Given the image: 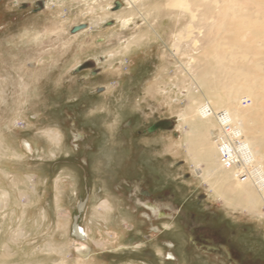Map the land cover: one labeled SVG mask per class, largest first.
Returning a JSON list of instances; mask_svg holds the SVG:
<instances>
[{
	"label": "rangeland",
	"instance_id": "rangeland-1",
	"mask_svg": "<svg viewBox=\"0 0 264 264\" xmlns=\"http://www.w3.org/2000/svg\"><path fill=\"white\" fill-rule=\"evenodd\" d=\"M37 1L0 0V264H84L79 259L169 264L164 244L174 241L176 232L165 226L176 224L168 220L170 211L163 219L158 211L172 204L157 197L156 212L144 208L139 192L145 185L157 194L171 188L176 203L188 200L185 206L197 214L234 220L233 228L248 232L250 243L264 252V215L233 211L218 200L195 175L184 132L175 130L189 103L191 80L184 69L190 61L187 44L180 56L175 44L190 18L176 9H155L167 0H136L121 12L107 8L127 0H58L42 11L21 8ZM218 2L202 17L206 31L200 52H207L202 64L215 75L228 108L237 105L230 93L241 98L243 108L253 104L251 130L264 134L258 81L250 77L246 84L230 74L213 50L231 39L249 54L235 67L264 76L256 63L264 71V0ZM129 12L136 15L135 23L123 29L118 16ZM80 24L89 27L72 34ZM133 37L140 42L122 53ZM113 47L121 52L111 61ZM223 55L231 61L229 51ZM87 60L96 67L75 72ZM94 70L99 73L93 75ZM249 89L258 97L248 95ZM163 119L175 121V129L147 133ZM4 191L10 194L6 203ZM200 194L207 200L199 210ZM76 225L89 234L88 243L76 235ZM187 248L202 260L199 264H213Z\"/></svg>",
	"mask_w": 264,
	"mask_h": 264
},
{
	"label": "bare ground",
	"instance_id": "bare-ground-1",
	"mask_svg": "<svg viewBox=\"0 0 264 264\" xmlns=\"http://www.w3.org/2000/svg\"><path fill=\"white\" fill-rule=\"evenodd\" d=\"M56 1L58 0H45L46 8L49 9L51 4L56 3ZM135 3H137L136 0H127L121 10H124L126 6L127 8L128 6L134 7ZM217 5L220 6L218 0H167L164 5L156 4L154 6L160 13L176 9L181 14L190 18L189 22L178 33L175 44L176 53H179V56L181 55L183 46L187 44V54H185L190 57V59L188 58L190 61L186 65L187 68L184 69L188 71L191 79L190 84L186 87V96L189 99V103L178 115L180 117V123L177 125V128L175 129L174 126L172 130L175 129L178 132H184L185 148L195 167L194 173L203 182L208 184L210 191L218 200L222 199L225 205L233 211L244 210L253 215L263 216L264 213H261L260 209L264 207V136H262L264 134L251 130L255 126V121L252 119L255 107L247 101V107L243 108L242 104L244 102L241 98L239 99L233 93H230L228 95L229 100L237 105L236 107L228 108L229 105L227 106V102L229 101L226 102L222 98L216 85L215 75L210 73L207 70L208 66L202 64L203 62L201 61L202 58L207 57V52H200L202 51L201 48H203L201 40L203 33L206 31L203 32V25L205 24H203L202 19L207 17V11L210 9L213 10V8L216 9ZM107 9L111 10L113 8L109 6ZM101 19L103 20L105 18ZM118 19L122 22V28L126 29L132 23H135L136 15L134 16V14L129 12V15L127 13L121 14L118 16ZM213 22L215 23V21ZM211 24L213 25L212 22ZM225 39H220V43L215 42L218 44L213 49L218 53L217 60L219 65H223L230 74H237L247 80L246 84L250 77L255 78L258 81L257 85L260 88L259 90L264 94V85L259 84V82L264 81V76L251 75L246 68L241 67V69H238L235 67L239 62L247 61L249 54L243 53L240 48L229 43L231 39ZM139 42L140 40L135 37L130 38L126 41L122 53H127L132 45L138 44ZM260 47L264 49L263 46ZM225 51H229L231 61L223 55ZM120 52L116 51V48L113 47L109 52L108 58L112 61L120 55ZM226 62L231 63L232 67L226 65ZM256 63L258 66L257 69L264 73L261 63ZM247 91L249 93L248 95L253 96L254 99L258 97V93L253 91V89ZM244 113L245 115H243ZM242 120H246L247 124H244ZM185 126L189 130L184 131ZM200 163H203L204 167L199 168ZM1 193L3 195L1 199L3 203L8 202L10 194L6 191ZM25 196L23 195L22 197L24 198ZM80 234L79 237L84 239L81 241L88 243V235L85 230L82 229ZM78 261L80 263L90 264V262L87 263L88 261L82 259Z\"/></svg>",
	"mask_w": 264,
	"mask_h": 264
},
{
	"label": "flooded vegetation",
	"instance_id": "flooded-vegetation-1",
	"mask_svg": "<svg viewBox=\"0 0 264 264\" xmlns=\"http://www.w3.org/2000/svg\"><path fill=\"white\" fill-rule=\"evenodd\" d=\"M37 2L33 4L23 3L21 8L28 10L33 6L35 7L33 11H37ZM139 196L145 199L144 202L141 201L140 203L150 212L158 210L153 201L155 198L170 199L169 203L172 205L160 208L163 211H158V219L168 217L167 215L171 212L168 220L176 224V227L165 226V230L173 229L176 232L174 241L164 244L167 247V249L164 248L166 250L165 255L168 257L167 260H169L166 261L167 263L183 264L184 261V264H199L202 260L194 259L191 253L192 250L187 248V246H191L195 251L194 256L207 257L213 264H264L263 250L259 246L250 243L252 238H250L251 235L248 232L233 228L236 225L234 220L222 219L219 214L213 217H210L209 213L197 214L196 211L185 206L188 200L187 202L184 201L185 203L183 202L182 205H178L176 203L177 195L171 188L157 194L151 189L150 185H145L139 192ZM206 200L205 195L200 194L195 202V208L200 210ZM180 235L181 237H179Z\"/></svg>",
	"mask_w": 264,
	"mask_h": 264
},
{
	"label": "water",
	"instance_id": "water-1",
	"mask_svg": "<svg viewBox=\"0 0 264 264\" xmlns=\"http://www.w3.org/2000/svg\"><path fill=\"white\" fill-rule=\"evenodd\" d=\"M36 6L38 7L37 11H42L44 9H46V2L45 0H39L36 3ZM123 7V3L121 1H116L115 2V6L113 8L114 11H118ZM88 28V24H80L78 26H75L72 28L71 33L75 34L83 29ZM94 67H96V63L93 60H87L85 61L83 64H80L79 66H77V68L75 69V72H81L83 70H87V69H93ZM93 75L98 74V70H94ZM175 126V121L170 120V119H163L160 120L158 122H156L155 124H153L151 127H149L147 129V133H154L158 130H172ZM76 231L78 232L76 235L79 236L80 231H82V228L78 225H76Z\"/></svg>",
	"mask_w": 264,
	"mask_h": 264
},
{
	"label": "crops",
	"instance_id": "crops-1",
	"mask_svg": "<svg viewBox=\"0 0 264 264\" xmlns=\"http://www.w3.org/2000/svg\"><path fill=\"white\" fill-rule=\"evenodd\" d=\"M88 234V233H87ZM88 238H89V241L91 240V238L89 237V234H88ZM104 264H107V263H104Z\"/></svg>",
	"mask_w": 264,
	"mask_h": 264
}]
</instances>
